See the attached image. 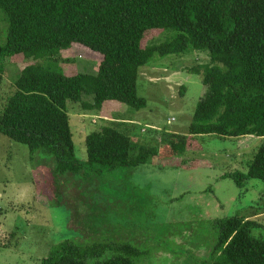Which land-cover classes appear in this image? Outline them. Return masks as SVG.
Returning <instances> with one entry per match:
<instances>
[{"label": "trees", "instance_id": "1", "mask_svg": "<svg viewBox=\"0 0 264 264\" xmlns=\"http://www.w3.org/2000/svg\"><path fill=\"white\" fill-rule=\"evenodd\" d=\"M0 21V80L4 61L30 62L13 77L14 92L0 111V135L26 146L30 159L51 157L56 175L101 176L162 156L178 159L193 150L190 141L198 136L264 139V0H0ZM165 33L171 36L142 46L150 34ZM74 45L100 57L95 73L54 71L59 60H69L61 55ZM193 52L208 58L186 68L201 75L205 93L185 135H168L161 152L156 144L134 142L127 125L116 121L88 134L86 160L75 158L67 103L83 112H99L107 102L142 110L140 68L153 66L155 57L181 60ZM231 177L238 186L251 179L264 183V143L246 173ZM256 227L238 216L213 219L207 239L192 241L194 252L209 254L199 259L192 252V264H264V240L253 235ZM143 254L129 242L66 239L40 264H139Z\"/></svg>", "mask_w": 264, "mask_h": 264}, {"label": "rangeland", "instance_id": "2", "mask_svg": "<svg viewBox=\"0 0 264 264\" xmlns=\"http://www.w3.org/2000/svg\"><path fill=\"white\" fill-rule=\"evenodd\" d=\"M3 31L0 21V37ZM165 34H150L142 46L171 36ZM71 47L61 55L69 60H59L54 71L67 76L95 73L100 57L80 46ZM207 61L205 54L193 52L181 60L155 57L153 66L140 68L137 95L146 107L139 111L107 102L99 112H83L77 104L67 103L75 158L86 160L88 134L112 127L127 115L134 116L131 139L152 144L158 135L159 151L166 147L169 134L185 135L205 93L201 75L189 70ZM28 63L3 62L0 111L14 92L13 77ZM113 113L118 116L111 117ZM263 143L257 137L198 136L190 141L193 150L178 159L162 156L149 165L101 176L84 171L61 176L55 174L51 157L37 154L30 159L26 146L0 135V244L4 246L0 264H40L54 245L66 239L132 243L144 253L139 264H192V252L199 259L209 254L208 249L194 252L192 241L202 243L206 232L212 233L213 219L230 216L255 222L253 235L264 240V183L251 179L238 186L231 177L246 173Z\"/></svg>", "mask_w": 264, "mask_h": 264}, {"label": "crops", "instance_id": "3", "mask_svg": "<svg viewBox=\"0 0 264 264\" xmlns=\"http://www.w3.org/2000/svg\"><path fill=\"white\" fill-rule=\"evenodd\" d=\"M118 115H117V113H113L112 115H111V117H114V118H116ZM129 116V117H128ZM133 115H127L126 117H119L120 118V120H122L121 122L123 123H125L127 126V128L128 129H130V131H132L133 129H132V122H133ZM135 119V118H134ZM94 121V120H93ZM141 133H144V131L143 130H141L140 131ZM172 134H175V133H172ZM170 135V134H169ZM177 135H179V134H177ZM158 135H155V138H153V140H152V144H155L156 142H158ZM182 168H184V169H186L185 167H182ZM158 170L157 171H160L159 170V167L157 168Z\"/></svg>", "mask_w": 264, "mask_h": 264}]
</instances>
